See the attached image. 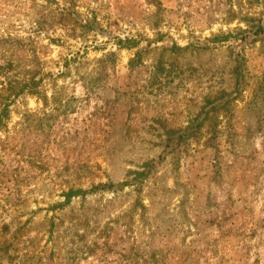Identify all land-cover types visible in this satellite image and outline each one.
I'll list each match as a JSON object with an SVG mask.
<instances>
[{
  "label": "rangeland",
  "instance_id": "obj_1",
  "mask_svg": "<svg viewBox=\"0 0 264 264\" xmlns=\"http://www.w3.org/2000/svg\"><path fill=\"white\" fill-rule=\"evenodd\" d=\"M0 264H264V0H0Z\"/></svg>",
  "mask_w": 264,
  "mask_h": 264
}]
</instances>
